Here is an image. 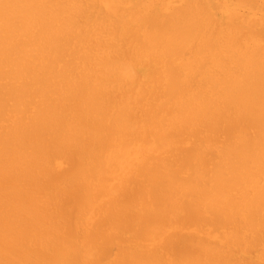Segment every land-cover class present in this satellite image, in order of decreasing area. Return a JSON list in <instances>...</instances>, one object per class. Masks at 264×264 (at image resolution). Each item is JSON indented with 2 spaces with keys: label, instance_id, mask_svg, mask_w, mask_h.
I'll return each mask as SVG.
<instances>
[{
  "label": "bare ground",
  "instance_id": "1",
  "mask_svg": "<svg viewBox=\"0 0 264 264\" xmlns=\"http://www.w3.org/2000/svg\"><path fill=\"white\" fill-rule=\"evenodd\" d=\"M0 264H264V0H0Z\"/></svg>",
  "mask_w": 264,
  "mask_h": 264
}]
</instances>
